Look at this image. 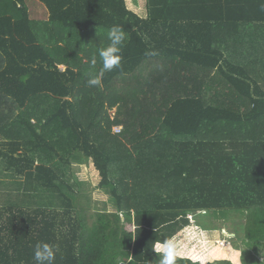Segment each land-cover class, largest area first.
<instances>
[{
    "label": "trees",
    "instance_id": "trees-1",
    "mask_svg": "<svg viewBox=\"0 0 264 264\" xmlns=\"http://www.w3.org/2000/svg\"><path fill=\"white\" fill-rule=\"evenodd\" d=\"M36 1L46 20L0 0V161L23 178L0 207V264H35L37 243L55 264H159L155 244L189 216L204 230L201 217L240 219L243 240L264 242V0ZM113 25L128 37L122 70L89 86ZM84 173L112 208L90 223Z\"/></svg>",
    "mask_w": 264,
    "mask_h": 264
},
{
    "label": "rangeland",
    "instance_id": "rangeland-1",
    "mask_svg": "<svg viewBox=\"0 0 264 264\" xmlns=\"http://www.w3.org/2000/svg\"><path fill=\"white\" fill-rule=\"evenodd\" d=\"M129 5L135 9H140V5L142 0H127ZM27 6L29 8L30 18L32 20H46L48 15L45 11V7L36 0H27ZM89 39H87L88 41ZM84 39H81L79 44H83ZM78 44V45H79ZM79 53V58L82 59L83 64L90 65V58L86 57V53L88 47L83 48ZM78 50V49H76ZM88 54V53H87ZM89 55V54H88ZM84 56V57H83ZM89 59V60H88ZM88 60V61H87ZM96 67V66H95ZM96 95V94H95ZM95 100L100 101L104 104L105 114L110 116L111 119L116 121V107H109L110 101L105 96H100L99 94L94 97ZM34 124V123H33ZM121 128H116L114 126L112 128V133L117 134ZM79 164L72 163L73 171L81 172V169L84 168L85 172L89 171V167L83 166L79 167ZM7 165L5 162L0 161V207L4 206L10 199L15 201L16 197V184L23 180L21 176H18L16 173H13L11 170L8 171ZM89 174H83L81 178V189L83 192L85 191V197H78L77 208L79 210H83V215L86 218V222H91L95 219V216L99 213H110L112 211L111 205L108 202L107 197L99 192L96 186L95 181L88 180ZM73 180L70 181L72 183ZM133 184V180L129 181V184ZM75 192L79 191L77 188L74 189ZM35 200V199H34ZM189 226L192 229L187 231L189 233L188 237L187 232L180 231L177 235H175L174 239L178 245V258H186L190 259L192 262H198L201 264V259L203 260V264H208L209 262L213 263L221 260L229 261L232 264V260L230 258L234 257L237 252L240 253L241 264L249 263L250 264H264V242H250L243 240L241 234L243 232V226L240 224V219L236 218H228L224 220L216 219L209 220L204 219L203 217L200 220H203V225L206 227H213L215 230H204L202 226H197V221L194 220L193 216H189ZM186 230V229H183ZM187 234V235H186ZM199 237L197 241L195 236ZM200 249V250H199ZM233 251L229 254V252ZM247 251L248 255L244 252ZM244 253V254H243ZM201 254V255H197ZM214 257H222V258H211ZM228 257H224L227 256ZM197 255V256H195ZM200 259H196V257H200ZM206 256V258H204ZM245 257V258H244ZM245 259V260H244ZM244 260V261H243Z\"/></svg>",
    "mask_w": 264,
    "mask_h": 264
},
{
    "label": "clouds",
    "instance_id": "clouds-1",
    "mask_svg": "<svg viewBox=\"0 0 264 264\" xmlns=\"http://www.w3.org/2000/svg\"><path fill=\"white\" fill-rule=\"evenodd\" d=\"M106 38L109 43L105 47L98 49L97 52L101 67L96 74L91 75L87 80L89 86L102 87L105 73L113 70H122L123 48L125 41L128 39L124 28L120 25L111 26L106 32ZM146 55L155 56L157 53L151 51L146 53ZM96 62V55H93L90 60V66L95 68ZM152 250L158 255L159 264H177L179 249L174 239L169 238L160 241L155 244ZM55 255L53 245L48 243H37L35 245L33 252L35 264H55ZM196 259H200V257H196ZM230 259L232 264H241L239 252ZM201 264H203L202 259Z\"/></svg>",
    "mask_w": 264,
    "mask_h": 264
},
{
    "label": "crops",
    "instance_id": "crops-1",
    "mask_svg": "<svg viewBox=\"0 0 264 264\" xmlns=\"http://www.w3.org/2000/svg\"><path fill=\"white\" fill-rule=\"evenodd\" d=\"M61 69H63L62 67H60ZM116 128H121L120 126H117ZM119 131V130H118ZM201 133H200V136H199V139L201 142L205 143L204 144V150L207 151L209 150V145L207 142H210L212 138V134L208 132V130L206 131L205 128H201ZM207 141V142H206ZM190 229H192L191 227H189ZM194 238L197 239V241L199 240V237L196 235ZM200 250V249H199ZM210 255V254H209ZM214 262V261H213ZM211 263V262H209Z\"/></svg>",
    "mask_w": 264,
    "mask_h": 264
}]
</instances>
